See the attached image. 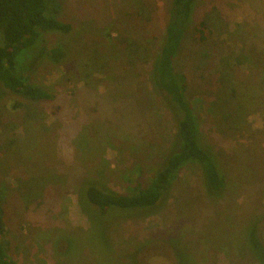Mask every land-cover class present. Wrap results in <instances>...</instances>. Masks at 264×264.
I'll return each mask as SVG.
<instances>
[{"label":"rangeland","instance_id":"1","mask_svg":"<svg viewBox=\"0 0 264 264\" xmlns=\"http://www.w3.org/2000/svg\"><path fill=\"white\" fill-rule=\"evenodd\" d=\"M55 4L70 31L45 32V51L30 56L27 73L52 99L28 101L0 83V196L10 258L17 264H264L258 248L264 244V82L258 87L264 0H196L192 24L205 20L212 36L204 42L188 36L174 60L192 103L205 93L206 102L218 98L217 86L204 82L215 77L221 57L248 53L257 60V66L229 63L237 102L246 93L252 102L238 128L215 127L196 108L223 190L212 192L199 166L189 164L152 209H112L105 216L87 202L82 181L129 192L139 173L150 177L175 146V124L151 81L152 60L129 64L127 43L116 41L135 46L147 39L151 58L169 0ZM54 47L64 50L58 61L49 52Z\"/></svg>","mask_w":264,"mask_h":264},{"label":"trees","instance_id":"2","mask_svg":"<svg viewBox=\"0 0 264 264\" xmlns=\"http://www.w3.org/2000/svg\"><path fill=\"white\" fill-rule=\"evenodd\" d=\"M48 2L47 4L45 0H0L2 34L0 83L4 89L19 94L28 101H46L53 97L46 88L30 82L27 78V73L32 67L30 56L34 57L37 52L45 51L43 37L45 32L68 33L71 28L68 23L57 17L59 11L55 4L56 0H48ZM195 4L196 0H169L168 11L163 21V35L158 50L151 58L147 39L144 45L135 46H131L127 40H116L119 43L124 41L127 43L123 53L129 64L152 60L151 81L163 106L172 116L176 135L175 146L171 151H167L165 160L159 166L150 169L152 172L150 177H144L140 172L136 185L130 187L129 192L119 193L107 188L104 183L91 182L90 179L82 181L81 184H84L82 192L87 202L95 206L103 216L112 209L113 214L122 209L126 211L152 209L164 197L180 169L189 164L199 166L202 180L212 192L220 193L224 188L225 182L219 160L202 144L200 116L196 108L202 110L208 120L211 117L215 127L223 124L222 128H225L224 124L229 126L230 123H234L232 126L238 128L242 114L252 102L247 101V93L241 95L242 103L237 102L236 98H239V95H236L238 92L232 87L230 77L233 75V68L229 63L235 59L247 65H256L257 60L254 59L255 62L253 54L248 53L238 56L233 53L232 56L221 57L218 67H215L213 74L215 77L204 82L209 86L213 85L212 88L214 85L217 86L218 98H211L206 102L203 97L205 93L195 97L192 103V99L187 97L188 91L192 90H189L186 74L175 68L174 60L188 36L196 42H204L212 36L210 25L205 20L192 24ZM109 32L106 31V35H109ZM139 50H142L140 56ZM62 51L64 50L61 47H54L49 52L58 61L63 55ZM114 52L118 57L121 51L114 48ZM258 67H260L261 83L258 84L260 88L264 82V64ZM141 89L143 90L140 86L136 90ZM243 104H246V108ZM2 199L0 196V264H17L5 250L6 225L3 219L2 201L4 203V200ZM261 244L258 248L263 250L264 244Z\"/></svg>","mask_w":264,"mask_h":264}]
</instances>
